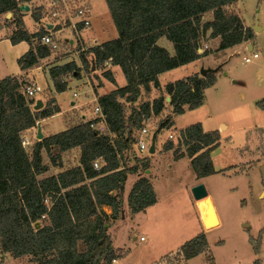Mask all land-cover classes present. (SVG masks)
Masks as SVG:
<instances>
[{"label": "trees", "instance_id": "16d2710c", "mask_svg": "<svg viewBox=\"0 0 264 264\" xmlns=\"http://www.w3.org/2000/svg\"><path fill=\"white\" fill-rule=\"evenodd\" d=\"M23 1L0 0V15L12 13L10 42L29 44L17 59L21 69H29L53 49L39 41L50 32L45 26L35 32L25 28L19 8ZM235 1L105 0L117 37L90 46L85 53L94 57L97 66H118L126 84L97 97L102 118L43 137L31 151L21 144L22 132L61 109L55 100H50L34 110L31 105L35 101L23 95L20 89L24 83L18 77L0 79V252L14 258L30 256L31 264H111L120 256L105 224L121 214L127 175L149 168V160L139 157H134L136 164L127 166L124 151L131 150L137 142L135 132L149 118L162 115L166 105L171 110L159 122L156 134L171 125L172 115L199 107L205 89L215 82L214 72L209 71L205 76L195 73L167 82L162 88L158 75L209 54L206 49L199 52L200 39L208 30L209 37L218 39L217 50L251 40L253 30L225 7ZM206 12H211L212 17L203 21L201 17ZM32 18L38 21L41 15L33 12ZM161 37L172 43L173 54L158 44ZM85 53L79 54L81 67L70 61L49 68L56 92L65 91L68 75L78 77L80 70L88 66ZM102 75L115 83L110 69L106 68ZM152 88L159 94L145 99ZM256 104L264 110V98ZM98 121L105 124L107 132L91 126ZM172 135L165 141L164 150L173 149L176 158L186 155L196 177L214 173L211 152L220 142L218 130L203 131L197 122ZM76 146L81 149L79 165L39 178L48 169L42 161V149L55 163L59 154L52 156V148L60 152ZM98 159L103 163L96 169L93 162ZM155 202L151 183L140 177L128 195L131 212L142 211ZM103 205L111 208L110 214ZM35 222L39 223L37 228ZM207 249V237L201 231L185 241L177 254L188 260ZM253 264L261 263L257 258Z\"/></svg>", "mask_w": 264, "mask_h": 264}, {"label": "rangeland", "instance_id": "374dc122", "mask_svg": "<svg viewBox=\"0 0 264 264\" xmlns=\"http://www.w3.org/2000/svg\"><path fill=\"white\" fill-rule=\"evenodd\" d=\"M82 2L90 8L91 25L87 28H81L78 24L74 28L72 24L75 21L70 18V15L73 17L76 6ZM241 3V13L247 23L251 25L255 20L263 23L264 19L262 14L259 17V7L252 0H242ZM34 4H39L36 7L33 5L32 10L40 13L43 22L49 24L55 23L56 28L63 29L57 39L60 38V41L65 39L67 46H69L68 40L70 38L74 40L72 46L70 48L68 47L69 50L66 48L64 51H61V44H57V48L53 49L48 57L41 59L38 65L31 69L29 72L31 78L22 77V79L18 77L22 79L21 81L24 84L34 82L42 88V91L37 93L33 98L35 102L38 98L42 100V106L40 108L48 104L50 100L57 99L62 112H58L59 114L55 113L50 118L41 122L42 131L44 134L49 135L60 132L70 127L69 125L93 120L96 117L93 108L97 102H94L93 96L89 93L88 84L98 83L100 76H103V71L108 65L97 66L94 62V57L85 52L90 46L117 37V30L110 17L105 0H37ZM52 11L59 13L58 18L54 19L51 17L50 14ZM211 17V12H206L202 15L201 19L206 21L211 19ZM3 23L4 25H10L8 29L9 34L13 28L11 20L8 21V19L3 18L0 20V26ZM41 27H44V25ZM209 34L210 31L208 30L205 36L200 39L202 49L209 51V54L201 59V64L206 68L210 67L214 69L218 65L217 59L222 55L225 57L224 61H227L225 64H222L223 72H227V75H217L216 89L214 91L213 89L208 91L206 96L207 102L204 107L197 109L194 113H186L176 117L174 119V125L176 128L182 127L192 123L190 121L195 116L201 115L202 117L203 113L209 112L210 118L209 120L208 118L206 119L208 120L207 123L216 124L219 121H223L228 127L225 135L221 139L222 155L218 159L221 166H228L252 158L257 159L264 153V112L256 109L255 100L264 97V87L257 88V80L259 79L260 73L255 68L253 69L256 59L245 62L243 59L244 56L252 57V51L246 49H228L217 52L218 42L209 37ZM53 40L56 41L54 38ZM158 44L163 47L165 45L170 46L171 51H173L170 42L165 37H162ZM24 46L10 47L9 43L5 42L0 44V78L7 74H16L19 71L18 58L16 59V57L21 55L20 51H22ZM254 46V50L260 54V61L264 58V31L257 35ZM65 51V54H73L61 62H70L73 60L78 62L79 54L85 53L88 66L80 70L78 77H81V79H76L71 74L68 75L66 79L71 78L72 80L68 83L65 91L56 92L48 69L45 66L52 64L54 58L56 59L65 55ZM73 51H77L78 55ZM180 70L183 71V69H177L175 71L174 74L176 77L181 75L182 72ZM239 76H241L240 78L243 79L244 83H231L233 79L239 78ZM161 81L164 82L163 79ZM73 92H77V95H73ZM33 106L34 104L31 105V108ZM66 109L67 112L65 111ZM165 114L166 110L162 115L149 118L144 126L151 133L154 132ZM65 119H67L69 125H67ZM94 128L100 132H107L105 124L100 122L95 123ZM171 129L173 127L163 128L157 134L156 152L158 151L160 141L163 140L165 142L167 140L169 133L172 131ZM138 134L139 132L136 131L134 134L135 139H138ZM29 140L30 144L26 146L27 151H31L34 143L38 139L33 136ZM174 142H176L175 138ZM127 154L130 157L134 156L137 158L143 156L142 153L138 152L135 145H133ZM148 156L150 159L152 158V180L159 195L163 197L169 190L177 193L173 198L179 202V208L177 210H183L184 212L183 219L186 220L188 229L184 232V235H179L178 228H181L183 225V220L174 224L173 229L176 232V242L181 239L187 241L193 237V232L195 227H197V216L193 204L187 201V199L184 200L179 194L182 185L188 180V174L182 169L177 174L180 177L179 179L170 178L168 175L169 171H166L165 157L163 155L160 157L155 152H148ZM64 160L66 166L72 165L76 160V152H69L68 155H65ZM131 163L133 161H130ZM252 166L253 164L248 163L242 165L240 170L246 171L247 168ZM209 182L212 188L211 191L216 196L215 201H218L222 206L223 220L208 235L207 241L209 249L193 257L186 264H253V261L257 258L261 264H264V194L260 197L258 196L261 189H264V160H259L247 175H240L231 180H228V177L225 176H216L210 179ZM128 184L129 182H127V187ZM226 187H236V189L230 194H225L224 189ZM123 210L124 206L121 214ZM139 233V229L136 226H133V229L130 231L128 220L119 221L115 229L109 231L114 246L124 248L126 245L127 250L128 247L131 249V253L124 260L123 264L145 263L143 262L145 257L144 241L137 240L134 242L129 239V235L137 234L138 236ZM161 233V236H163L167 232L163 231ZM80 248L82 247L80 246ZM254 248L258 249L257 252ZM2 264H31V261L30 256L27 255L19 259L7 256ZM154 264H180V262L175 260L173 254H169Z\"/></svg>", "mask_w": 264, "mask_h": 264}, {"label": "crops", "instance_id": "0c3cea01", "mask_svg": "<svg viewBox=\"0 0 264 264\" xmlns=\"http://www.w3.org/2000/svg\"><path fill=\"white\" fill-rule=\"evenodd\" d=\"M36 1L37 0H24L23 2H21L19 4V5L27 4L29 6V9L31 8L27 12L22 10L23 11V17H22L23 23H24L25 28L29 32H35L42 25H45V24L48 25L49 24L47 22H43L41 18L38 21H35L32 18V13L34 12L32 10L33 5H34V7H36V5H39V4H34ZM252 1L254 2V4L256 6L259 7V10H260L259 17L262 14V17L264 19V0H252ZM241 2H242V0H236L235 2L227 5L226 9L230 12L236 13L240 17L243 25L246 27H250L253 30L254 36L249 41H243V42L236 44L234 46H231V47H228V48H225L222 50H218L217 52H221V51L228 50V49H237V50H239V49L245 50L246 49V50L252 51V54L257 53V51L254 50V47H255L254 45H255V41L257 39V35L261 34V32L264 31V21H263V23H259L260 22L259 20H255L253 23H251V25L249 23H247L246 19L243 17V15L241 13V7H240L242 5ZM11 17H12V13L8 12L6 14L0 15V20L5 18V19H8V21H10ZM26 20H27V23H26ZM4 23L2 26H0V44H2L3 42L9 43L10 47H17L19 45H25L23 47L22 51H20V53L22 55L29 48V44L25 41H21V42L13 45L10 42V40L8 39V29H9L10 25L9 26L4 25ZM55 25H56L55 23H51L52 27L50 29H48L46 27V29L51 31V32H49V34H51L52 38H54L56 40L55 42L57 44H59V43L61 44L60 50L64 51L66 48L68 49V47L70 48L72 46V44L74 43V40H72L70 38L68 40L69 46H67V44L65 43V39H63L62 41L59 40L60 38L57 39L59 33L61 31H63V29H59L58 27L56 28ZM53 35H54V37H53ZM161 38H159L157 42H159V40ZM213 40L218 42V39H213ZM63 41H64V43H63ZM170 44H171V48L173 50V45L171 42H170ZM165 48L171 54H173L174 50L171 51L170 46L165 45ZM73 52L77 54V51H73ZM65 53H66V51L64 52V54ZM72 54H65V55H62L61 57H58L56 59L54 58L53 63L49 64L45 67H47V69L49 70V68L52 65H61V64L67 63L69 61H66V62H61V61L63 59H67L69 56H72ZM19 57H16V59ZM204 57L205 56H202V57H200V58H198L192 62H189L187 64L181 65V66L176 67L174 69L167 70V71L160 73L158 75L160 87L163 88V86L167 82H172V81H175L177 79H181L183 77H186V76H189V75H192L195 73L201 75L200 69L206 68L203 64H201V59ZM224 58L225 57H223L221 55V57H219L217 59L218 65L216 68H214V69H216V71L215 70L213 71L215 74V82L213 85H211L210 87H207L205 89V91H204L205 98H204L203 103L199 107H196L194 109H186L181 114L172 115L171 125L169 127H167V128L173 127V129H171L172 131L169 133V135L170 134L172 135L174 132H176V130H180V129L186 127L187 125L197 123V122H199L201 124L203 131L218 130L219 134H220V142H219V145L216 148H214L211 152V159H212L213 167L215 170L214 173L203 176V177H196L193 170H192V167L190 164V159L186 155H183V156H180L177 158L174 157L173 149L164 150L163 145L165 142H163V140L160 141L158 151L156 152V150H157V134H156L155 151H154L155 153H158V155L160 157H161V155H163L165 157L164 160H165V164L167 167L166 171H169L168 175L170 176V178L179 179L180 177H178L177 174L182 169L184 172L186 171V174H188V180L185 181V183L182 185V187L179 191V194H180V197L182 196V198H184V200L187 199V201L191 202L194 206V209H195L194 211H195V214L197 216V227H195V230L193 232V234H194L193 236H195L197 233H199L201 231H204L207 238H208V235L210 234V232H212L214 229H216L222 223V220H223L222 219V211H221L222 206L218 201H215L216 196L211 191L212 188L210 187V182H209L210 179H212L213 177H216V176H222V177L225 176V177H228V180H231V179H234L240 175H247L249 173V171L252 169V167L258 163L259 160H264V153H263L257 159L252 158L250 160H245V161H242L239 163L230 164L228 166L227 165H225L224 167L221 166V163L218 161L219 157L222 155L221 139H222L223 135H225L228 127H227V124L224 123L223 121H219L218 123H216L217 125L213 124V123L209 124V122L207 123V121L210 118L209 112L203 113L202 117H201V115L195 116V118L190 121L192 123H189V124L184 125L182 127L176 128L174 125V119L176 117L184 115L186 113H194V111H197V109H200L201 107H204V105H206V102H207L206 96H207L208 91H210L211 89H213V91H214L216 89L215 86H216L217 75L218 74H221L224 76L227 75V72H223V67H222V64H225L227 62V61H224ZM259 58H260V54H258V56L255 58L252 57L251 60L256 59L253 69L255 68L260 73L259 79L257 80L258 81L257 82V84H258L257 88H262V87H264V58L260 61H259ZM74 62H76V61H74ZM76 64L79 67L82 66L80 58H79V61L76 62ZM32 68L21 69L19 67V71L16 74L12 73V74H7L5 76L10 75V76H16L19 78H22V77L31 78L29 75V72L31 71ZM107 68L111 70L112 75H113L114 80H115V83L110 82L104 76H100V81L98 83L94 82L93 84H91V83L88 84L89 85V91H90L89 93H91V95L93 96L94 102H97L96 99L99 95L105 94V93H107V92H109V91H111L117 87H121V86L126 84V79H125L121 69L118 66L108 65ZM207 68H210V67H207ZM177 69H183V71L180 70L182 73L178 77H176L174 74L175 71H177ZM119 71L121 72V74ZM5 76H3V77H5ZM3 77H1V78H3ZM240 77L241 76H239V78L233 79L231 83H234V84L244 83L243 79H241ZM22 79H20V80H22ZM76 79H81V77H76ZM161 79H163L164 82H162ZM71 80H72L71 78L66 79L67 86ZM75 93H77V92H75ZM158 94H159V90L156 88H152L150 93L148 95H145V99L151 100L154 97H156ZM73 95H74V92H73ZM262 98H264V97H262ZM262 98H260V99H262ZM38 99L40 100V98H38ZM260 99L255 100V107L258 111L264 112V110L259 108L256 104V102L259 101ZM55 100H56V103L58 104L56 98H55ZM41 102H42V100H41ZM43 107H44V105H43ZM59 107H60V105H59ZM67 109H68V107H67ZM67 109L65 110L66 112H67ZM170 110H171L170 106L166 105V114H168L170 112ZM60 112H62V111H60ZM59 113H56V114H59ZM164 113H165V110H164ZM50 117L51 116L38 120L36 123V125H37L36 127L26 129L22 132V134L27 136L29 139H31L33 136L36 137L37 128L39 126L40 132L42 133V138L51 135V134H49V135L44 134V132L42 131V126H41V122L50 118ZM207 118H208V120H206ZM65 120L67 122V125H69L67 119H65ZM69 126H71V125H69ZM184 148L185 147H182V150H184ZM71 151L76 152V160L73 162L72 165L66 166L64 157H65V155H68L69 152H71ZM80 151H81V149L79 146L72 147L70 149L60 151V152H58L57 149L54 150L52 148V150H51L52 156H58V154H59V158L57 157L55 159V163H52L51 159H50V155L44 149H42L41 150L42 161L47 166L48 169L43 174L39 175V178L47 177V176H51V175H56L57 173H59L61 171H64L68 168H72V167L79 165ZM127 152L128 151H124L125 163L127 164V166H131V165L136 164L137 161H135L134 156L133 157L128 156ZM141 153L143 154V156L141 158H147L149 160V168L144 170V171L138 169V171L136 173H129L127 175V178H126V181L124 184V192H123V200H124L123 213L120 214V216L117 219L109 220V222L107 224H105V227L107 228V230L109 232L112 229H115L117 223L121 220H128L129 221L130 231H131V229H133V226H136V228L139 229V232H140L139 235L137 236V234H131V235H129V239L134 241V242L137 240L144 241V243H145L144 244L145 257H144L143 262H145L144 264H154L155 262L162 259L163 257L178 251L180 246L186 241L185 239H181L180 241L176 242V232L173 229L174 224H177L178 222H181L182 220L184 221L181 228H178L179 235H184V232L187 231L188 226L186 224V220L183 219V214H184L183 210H177L179 208V205H178L179 202L173 198V196L177 195V193L175 191L169 190L165 195H163V197H161L159 195V193L157 192V189L154 185V181L152 180V176H153L152 168H151L152 158L151 159L149 158L148 150L145 152H141ZM44 155H45V158H44ZM130 161H133V163L130 164ZM98 162H99L100 166L96 169H99L101 167L103 160L98 159ZM248 163L253 164V166L250 168H247L246 171L240 170L242 165H246ZM140 177H146L148 179V181L151 183L155 197H156V202L154 204L146 207L142 211L132 213L131 208H130L129 203H128V195H129V192L131 191L134 183ZM127 182H129L128 187H127ZM199 182H202L205 185L207 192H208V196L212 201V204L214 206L216 216L218 219V224L214 227H211V228H207L204 225L203 216H202V207H201V201L202 200H195L192 196V193H191V187L193 185L199 183ZM235 189H236V187H233V188L232 187H226L224 189V193L230 194ZM112 193H115V192L113 191ZM262 194H264V189H261V192L258 196L260 197ZM182 198H181V200H182ZM102 208L104 209V211L107 214L111 213V208L109 206L103 205ZM200 212H201V214H200ZM181 216H182V219H181ZM141 217H142V219H141ZM138 218H140V219L138 220ZM171 229H172V231H171ZM163 231H166L167 233H165L163 236H161V234H162L161 232H163ZM141 237H143V239H140ZM186 238H189V237H186ZM129 239H128V242H129ZM114 248L120 253V256L117 257L116 259H114L111 264H123L124 260L127 259V257L131 253V249L128 247V250H127L126 245L124 246V248H121L120 246H114ZM208 249H209V246H208ZM7 256H11L10 253L0 252V264H2L4 262V259L7 258ZM192 258L188 259L187 262L189 260H191ZM16 259H19V258H16Z\"/></svg>", "mask_w": 264, "mask_h": 264}, {"label": "built area", "instance_id": "2783aa9c", "mask_svg": "<svg viewBox=\"0 0 264 264\" xmlns=\"http://www.w3.org/2000/svg\"><path fill=\"white\" fill-rule=\"evenodd\" d=\"M72 1H74V0H72ZM89 13H90V8L85 3L82 2L78 6H76L75 13L73 14V17H72V15H70V18L74 19V21H75L72 24L73 27L75 28V26L78 24L80 25L81 28L89 27L91 25ZM50 15L52 18L56 19V18H58L59 13L57 11H52ZM46 25L47 24H45L44 26L46 27ZM39 41L42 44L49 45L51 47V49L57 48V43L53 40L51 34H49V33L42 35L40 37ZM202 51H203L202 48L199 49V52H202ZM257 56H258L257 53L252 54L253 58H255ZM252 57L244 56L243 59L245 62H249V61H251ZM41 91H42V88L34 82L25 83L21 86V92L27 98H34L35 95ZM74 95H77V93L74 92ZM93 111L96 113L95 118H102L103 117V115L101 113V109H100L98 104H96L94 106ZM99 122L104 124L102 121H98L95 123H99ZM95 123H91V126L94 127ZM151 134H152L151 131H149L145 126L139 130L138 139H137V142L135 143V146H136L138 152L141 153V152L148 150ZM169 137H172V135L170 134ZM21 144L25 149H26V146L30 144V140L28 139V137L23 135V134L21 135ZM93 166L95 168H98L100 166L98 160H95L93 162ZM140 239H143V237H141ZM172 254L175 257V260L176 261L178 260L180 262V264H186L187 260L184 259L181 255H178L177 251L172 253Z\"/></svg>", "mask_w": 264, "mask_h": 264}, {"label": "water", "instance_id": "95a60500", "mask_svg": "<svg viewBox=\"0 0 264 264\" xmlns=\"http://www.w3.org/2000/svg\"><path fill=\"white\" fill-rule=\"evenodd\" d=\"M19 8L23 11L29 10V6L27 4H21V5H19ZM46 27L48 29H50L52 26H51V24H48ZM214 70L216 71V69L202 68V69H200V74L202 76H205L207 74V72L214 71ZM166 99L169 100V97H166ZM41 106H42V102H41V100L38 99V100H36V102L33 106V109L34 110L40 109ZM36 137L38 140L42 138V133L40 132L39 126L37 128ZM155 139H156V132H152L149 147H148L149 153H153L155 151ZM191 193H192V196L195 200H204L207 203L206 216L202 215L205 227L211 228V227H214L215 225H217L218 219L216 216V212H215L214 206L212 204V201L208 196V192H207L205 185L202 182H199V183L193 185L191 187ZM38 226H39V223L35 222L34 227L37 228Z\"/></svg>", "mask_w": 264, "mask_h": 264}, {"label": "bare ground", "instance_id": "6f19581e", "mask_svg": "<svg viewBox=\"0 0 264 264\" xmlns=\"http://www.w3.org/2000/svg\"><path fill=\"white\" fill-rule=\"evenodd\" d=\"M201 207H202V215H203V216H206V208H207V203H206V201H204V200L201 201ZM200 214H201V212H200ZM215 226H216V225H215Z\"/></svg>", "mask_w": 264, "mask_h": 264}]
</instances>
